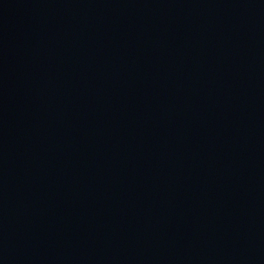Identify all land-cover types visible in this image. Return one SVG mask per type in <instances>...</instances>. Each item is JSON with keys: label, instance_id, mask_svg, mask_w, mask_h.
I'll use <instances>...</instances> for the list:
<instances>
[{"label": "water", "instance_id": "1", "mask_svg": "<svg viewBox=\"0 0 264 264\" xmlns=\"http://www.w3.org/2000/svg\"><path fill=\"white\" fill-rule=\"evenodd\" d=\"M0 264H264V0H0Z\"/></svg>", "mask_w": 264, "mask_h": 264}]
</instances>
